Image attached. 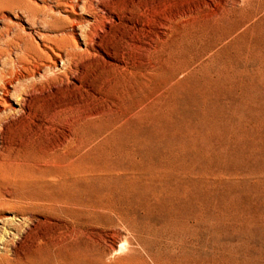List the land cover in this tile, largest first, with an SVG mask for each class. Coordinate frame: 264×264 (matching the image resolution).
Instances as JSON below:
<instances>
[{
    "label": "rangeland",
    "instance_id": "1",
    "mask_svg": "<svg viewBox=\"0 0 264 264\" xmlns=\"http://www.w3.org/2000/svg\"><path fill=\"white\" fill-rule=\"evenodd\" d=\"M90 143L189 200L60 202ZM0 264H264V0H0Z\"/></svg>",
    "mask_w": 264,
    "mask_h": 264
},
{
    "label": "bare ground",
    "instance_id": "2",
    "mask_svg": "<svg viewBox=\"0 0 264 264\" xmlns=\"http://www.w3.org/2000/svg\"><path fill=\"white\" fill-rule=\"evenodd\" d=\"M64 5L70 7V5H68L67 3H65ZM93 114L87 115L88 119L92 118ZM92 120L90 121L93 122ZM87 122L88 121H86V123ZM139 131L140 130H138V132ZM136 140L138 141L139 139L137 137L133 139V141ZM72 148L73 150L69 149L59 152L58 155L62 158H60V160H58L57 162L53 161L54 163L51 166V168H45L48 176L50 177L49 178V181L51 182L50 186L57 190V194L55 195V198L56 199L60 198V202L72 201V200L76 201L81 196L82 191H85L88 188L94 189V185L96 183H101V182L107 183L108 181L111 180L114 181L112 182L114 183V185L99 186L100 189L107 191V195L110 198H114L115 201H121V202H125V201H128V203L135 202L138 205L144 206L148 210L161 211L160 210L161 208H163L164 206H168L169 208L167 209L168 211L171 212L178 211L180 213L181 206L178 203V200L181 201L182 198L183 201L184 200L187 201L189 200L188 199L189 196H191V193L189 191H184L182 197H179L178 194L170 193L171 197H166V199L161 198L160 195L151 191H145V193H142L141 191L138 190L136 180L140 178L145 182V184L152 185V182H155L157 178L158 180H160V177L157 176L156 173H152L151 171H149L148 173L141 172L137 168L125 167V166L101 167L97 164L95 158L93 157V152L95 150L94 143H90L88 146H86L84 150L78 146H74ZM125 174H131V176L134 179L129 181L128 182L129 184L127 186L123 187V185L118 184L117 180L123 179L121 176ZM136 174H139L140 176L136 177L135 176ZM159 191L161 190L159 189Z\"/></svg>",
    "mask_w": 264,
    "mask_h": 264
}]
</instances>
